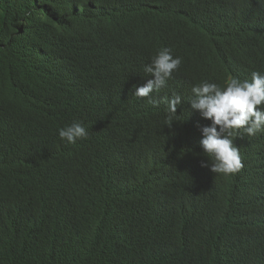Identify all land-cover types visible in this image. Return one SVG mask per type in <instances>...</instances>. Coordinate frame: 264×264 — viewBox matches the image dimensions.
<instances>
[{
	"label": "trees",
	"instance_id": "16d2710c",
	"mask_svg": "<svg viewBox=\"0 0 264 264\" xmlns=\"http://www.w3.org/2000/svg\"><path fill=\"white\" fill-rule=\"evenodd\" d=\"M231 28L264 34V0H0V264H264V133L213 173L188 103L245 73ZM165 45L182 64L135 96Z\"/></svg>",
	"mask_w": 264,
	"mask_h": 264
},
{
	"label": "clouds",
	"instance_id": "9594fccd",
	"mask_svg": "<svg viewBox=\"0 0 264 264\" xmlns=\"http://www.w3.org/2000/svg\"><path fill=\"white\" fill-rule=\"evenodd\" d=\"M227 38H239L241 47L246 50L245 73L233 72L220 81L202 80L194 84L191 89L193 97L188 99V103L191 109L198 110L203 118L211 121L209 125L200 127L202 138L199 143L203 153L212 161L209 163L207 159L202 166L209 167L213 173L235 176L243 167L244 155L237 137L248 138L264 133V34L259 30L231 28ZM181 64L182 58L175 55L169 46L159 47L143 67L146 75L135 83L147 80L136 87L135 96L150 98L154 92H159ZM148 76L151 78L146 79ZM181 101L178 94L167 99L166 124L170 125L175 120L176 107ZM58 135L66 143L75 144L87 138L88 129L83 122L74 120L59 128Z\"/></svg>",
	"mask_w": 264,
	"mask_h": 264
}]
</instances>
